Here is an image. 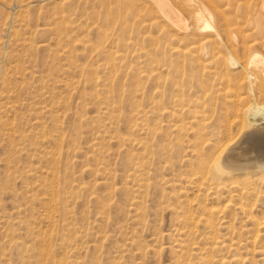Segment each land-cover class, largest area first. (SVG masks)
Masks as SVG:
<instances>
[{"label": "rangeland", "instance_id": "374dc122", "mask_svg": "<svg viewBox=\"0 0 264 264\" xmlns=\"http://www.w3.org/2000/svg\"><path fill=\"white\" fill-rule=\"evenodd\" d=\"M211 1L223 9L227 28L241 27L233 0ZM252 1L250 15L264 26V0ZM177 32L144 0H0V264H203L226 255L224 248L213 258L212 246L224 239L227 246L243 217L228 215V224L224 219L214 228L192 224L216 205L192 176L190 147L201 125L208 126L206 137L212 132L222 140L229 127L236 139L235 121L226 117L237 99L249 106L253 97L227 82L224 89L220 80H201L193 65L178 77L176 67L169 69L178 61L171 52ZM153 50L166 53L163 80L155 84L147 74L161 57ZM258 51L264 55V48ZM260 204L256 218L264 212ZM184 242L188 251L180 252ZM199 246L208 259L201 261Z\"/></svg>", "mask_w": 264, "mask_h": 264}, {"label": "bare ground", "instance_id": "6f19581e", "mask_svg": "<svg viewBox=\"0 0 264 264\" xmlns=\"http://www.w3.org/2000/svg\"><path fill=\"white\" fill-rule=\"evenodd\" d=\"M144 1H147V3L150 2V4H152L154 6V8H156V12L160 14V19L163 20V22L166 24V28L171 29V30L176 29L178 31H182V32H177L174 35L176 42H175V46L173 48H171L172 58H173V55H174V57H176V55H177L178 61L176 62L175 66H172V67L169 66L170 67L169 69L176 67L175 73L176 72L179 73L178 77H180L182 79V76L185 74L184 68L187 67L188 65H190V67L193 65L196 68V72L199 75L201 80H205V78L212 79V81H219L220 80L224 89L227 88V85L225 84V82H227V83H229V87L232 90H235L238 93H240L241 91H245L246 95L253 97L252 104H250L249 106H244L243 103L241 102V100L237 99V101L235 102V105L233 106V110H232L231 115H228L226 117L228 120L233 119V121H235V123H234L235 127H237V131L239 132L238 137L236 139L234 136H230L229 127L224 128V132H225L224 137L222 138V140H220V139L218 140L217 134L212 133V132H210L208 137H206L205 134H206V131L208 132V126L207 127L202 126V125L199 126V131L195 135V136H197L196 138L199 140L198 141L196 140L193 143V146L190 145L191 146L190 148H192L190 151L192 152L191 154H193V157H194L193 158L192 155L190 154L191 155L190 159H191V157L194 159V160L192 159L193 160L192 164L190 163L192 165V168H191L192 169V176L196 177L195 180L199 181V184H200L199 186L201 187L200 190H203V192L206 193V195L204 194V197L206 199H209V202L211 204L212 203L215 204L216 207H211V208L209 207V209L204 214V215H206V217L203 218L202 216H199V219H197V222H194L193 219H191L190 221L195 226L200 224V223L201 224L203 223V226H205L206 228L207 227L212 228V225L214 228V226H216V225L217 226L223 225V224L225 225L224 219L226 220V222L228 224L230 222V221L228 222V219H229L228 217L230 215L243 217L239 221L241 225L237 221L238 224L241 226V227L239 226L240 227V230H238L239 234L236 235V233H235V236L233 238L231 236L232 239L230 238L231 240L229 241L227 246H226V244H224V241H226L225 239L222 242H216V243L212 242V244L213 243L215 244L212 246L213 247L212 249L216 248L215 249L216 252H214L213 258L215 256V254L218 255V253L222 252V250H224V248L226 249V255L223 253L224 255H221V257L218 256L219 259H217V260L215 259L216 261H213V262L212 261L210 262L208 260L204 261L205 259H208L210 254L208 255V257H206V252L204 251L206 249L203 250V248H200V246L198 249H196L194 247L195 251L201 252L203 250L205 252V257H203V260L201 259V261H204L203 264H212V263L213 264H257V263L258 264H264V212L261 214L260 218H256V217L252 216V211L255 208V206L258 204V202L261 203L260 204L261 207H262V205L264 206V102L263 103L260 102V100H262L264 97V55L258 51V48H260V47L264 48V41L260 45L258 44V40L260 38L264 39V26L257 27V23H255L254 19L251 16L252 13L250 15V12H253V11H250V9L253 8L254 2L252 0H245L242 3V5L240 6L237 4V2L239 0H233V2L231 3V5H233V12L236 13L239 10H241L242 11V17H243L244 21L242 22L240 28L229 29V28H227V27H229L228 26V19L226 18V15H225L223 9H220L219 5L217 3H213L211 0L207 1V5L209 7L205 5V3H204L205 0L200 1V2H198V0L196 2V0H195V2L193 1V3H188L189 1L187 0L186 3H188V4L184 3L183 2L184 0L183 1L181 0V2H179L178 0H144ZM251 1L253 2V4L250 3ZM257 1L258 0H256V2ZM182 2L184 5L182 4ZM190 2H192V1L190 0ZM225 2H227V0H225ZM263 2L264 1H261V3H260L261 6H263L262 9H264V3ZM228 6H230V5L228 4ZM254 6H255V4H254ZM231 8H232V6H230L229 9H231ZM259 10H260V8H259ZM246 13H248L247 16L249 18H245ZM150 19H152V18H150ZM153 19L156 20V22L159 20V18H157V17H154ZM159 21L157 22V25L160 28L162 27V29L163 28L165 29L164 26H160ZM229 22H230V20H229ZM256 22H257V20H256ZM208 27L210 30L208 29ZM204 28L205 29L207 28L208 30H204ZM211 28H212V30H211ZM170 34H169V36H171ZM167 36H168V34H167ZM132 40H133V38H132ZM79 43H82V42L79 41ZM81 45H83V44H81ZM84 45H83V47H84ZM153 51H155V50H153ZM113 54L109 53V56L111 57L110 59L112 60V62L114 60ZM156 54H157V52H156ZM165 54L166 53H162V52L160 54H157L161 57V59L159 58L160 59L159 61L156 59H152V63L155 62L156 65L152 66L153 65L152 64L150 66L151 69L149 68L150 72L148 71L147 75L150 77V79L153 80L152 83L154 82V84L156 83V81H162L163 80L161 72H162V68L165 67L166 64L163 63L162 58L165 57L164 56ZM146 57H147V55H146ZM150 58H151V56H150ZM147 59H148V57H147ZM147 59H145V60H147ZM170 59H168V60H170ZM175 60H176V58H175ZM175 60H173V61H175ZM112 62H110L111 67L113 64ZM144 62H146V61H144ZM158 62L159 63L161 62L162 66ZM166 63H169V62L166 60ZM108 65H109V62H108ZM110 65H109V67H110ZM147 65H148V63H147ZM165 68H163V70ZM113 70H115V69H113ZM167 70H168V68H167ZM167 70H165V71H167ZM170 71H174V70H170ZM186 71H187V68H186ZM188 73L190 74V71ZM171 74L172 73L170 72L169 74H167V76L170 77V76L175 75L174 72H173L174 75L173 74L171 75ZM139 76H140V74H139ZM139 76H138V78H139ZM93 77H94V75H93ZM174 77H176V76H174ZM192 77H195V76H192ZM141 78H142V75H141ZM165 78H164V81L169 80V79H165ZM143 79H145V78H143ZM143 79L138 80V82H140L142 80V83L144 84L146 82V80H145V82H143L144 81ZM136 80H137V77H136ZM95 82L98 83V78H95ZM107 82H109L108 79H107ZM192 82H193V80H192ZM185 83H186V81H185ZM190 83H191V81H190ZM194 83H195V81H194ZM199 83H200V81H199ZM99 84H101V81ZM154 84H152L153 87H155ZM162 84L165 85L164 82H162ZM171 84H173V83H171ZM183 84H184V82H183ZM206 84H209V82ZM107 85H109V84H107ZM156 85L157 86L159 85L161 87L160 84H156ZM197 85L198 84H196L195 86H197ZM202 85L203 84H200L201 88H203ZM211 85H213V84H211ZM218 85H216V86H218ZM184 86H187V85L185 84ZM216 86H215V89L217 88ZM133 87H136V86L133 85ZM164 87H163V89H164ZM197 87L199 88V85ZM171 88L172 87H170L169 90H171ZM189 88H192V86L189 87V85H188L187 89L189 90ZM183 89H185V88H183ZM183 89H182V91H183ZM195 89H196V87H195ZM199 89L198 90L196 89L197 92L200 91ZM152 90L153 89H151V91ZM155 90L156 89H154V91ZM192 90H193V88H192ZM192 90H190V91H192ZM213 90H214V87H213L212 91ZM217 90H218V88H217ZM217 90H216V93H217ZM151 91L149 90V94H148L150 97L152 96V94L150 95ZM158 91H159V89H158ZM204 91H206V90H204ZM207 91H209V90H207ZM221 92H222V90H221ZM136 93L137 92H135L134 94H136ZM170 93L172 94L173 92L171 91ZM198 93H203V92L201 91ZM158 94H159V92H158ZM164 94H163V96H164ZM188 94H190V92H188ZM195 94H196V92H195ZM184 95H186V94H184ZM150 97H149V99H150ZM190 99H191V97H190ZM194 99H196V98H194ZM191 100H190V102H191ZM195 101L197 102L198 100L196 99ZM200 104H202V103H200ZM200 104H198V106ZM204 106H205V102H204ZM204 106L202 105V107H204ZM182 107L180 106L179 108H182ZM172 108H173V106H172ZM195 108L196 107L194 106V109ZM158 109L159 108H157V110ZM194 109L192 108L191 111L193 112ZM197 109H198V107H197ZM199 110H200V108H199ZM199 110H197V111H199ZM182 111H181V113H182ZM184 111H185V109H184ZM202 111H205V110H201V113H202ZM151 112L155 113L153 111H151ZM175 112H177V111L175 110ZM196 112H195V114H196ZM199 114H200V111H199ZM171 115L172 114H170V113L168 114V116H171ZM197 115H198V113H197ZM173 116H175V115H173ZM173 116H171V118ZM203 116H205V114ZM199 118L204 119L201 117H199ZM143 119L137 117V121L140 120L141 123H142L141 120H143ZM179 120H180V118H179ZM176 121H177V119H176ZM144 122H145V120H144ZM137 125L141 126V129H143L144 125H142V124H137ZM144 131L147 132L146 134H149L147 129H144ZM214 142H216L214 144L216 149L212 153L209 152L208 153L209 155H208L207 150L208 151L210 150L209 148L211 146H213ZM180 162H182V161H180ZM188 163L189 162H187V164ZM139 164H140V162L138 163V168L140 166ZM184 164H186V162H184ZM135 165H137V164H135ZM141 166H143V165L141 164ZM186 166H188V165H185V167ZM138 168H137V170H138ZM177 168H178V172H179V170L183 167H181V168L177 167ZM141 172L142 171L137 172V173H141ZM254 177H257V179L255 180ZM187 178H191V175ZM140 180H142V179H140ZM190 180H193V179H190ZM142 182H143V180H142ZM189 183L192 184L191 182H189ZM181 184H182V182H181ZM191 186L192 185H190V187ZM194 186H196V185H194ZM259 186L263 187L262 189L259 188L262 191H260L259 189L257 190V188ZM200 192H199V195H200ZM203 192H201V194ZM199 195H197V196H199ZM196 201H197V199H196ZM211 204H210V206L213 205V204L212 205ZM181 205H182V203H181ZM208 206H209V204H208ZM203 207H204V205L202 204L201 209L205 211V208L203 209ZM196 208L199 210L200 206H199V208H198V206ZM180 209H181V207H180ZM191 210H193V208ZM193 214H194L193 215V218H194V216H196V214L195 213H193ZM184 216H186V214H184ZM200 217H202V218L200 219ZM196 218H198V216H196ZM226 218H228V219H226ZM185 219H186V217H185ZM233 220H234V222L236 221V219H233ZM234 224L236 225L237 223H234ZM238 224H237V226H238ZM206 228H205V230H206ZM209 229H208V231L211 230V229L210 230ZM212 231H210V233ZM247 231H248V233H245ZM214 233H215V231H214ZM214 233L212 232V234H214ZM209 234H208V236L212 235V234H210V235ZM227 234H229V233H227ZM233 234L234 233L232 232L230 235H233ZM217 235H219L218 232H217ZM204 236L207 237V235H205V234H204ZM244 236H246V237H244ZM206 237H205V239H206ZM214 237H216V236H213V238ZM219 237H221V236H219ZM217 238L215 239V241L218 240ZM199 239H201V238H199ZM209 239H212V237ZM208 240L206 239L205 241H208ZM190 241H192V240H190ZM203 241H204V239H203ZM205 241H204V243H205ZM212 241H214V240H212ZM185 244L186 243L184 242L180 246H178V248H180V250H181L180 252H187L188 251L187 246L189 244H187V245H185ZM191 244L192 243H190V245ZM207 247H209V246H207ZM207 249H209V248H207ZM211 250H210V252H211ZM193 251H194V249H193ZM203 251H202V253H203ZM188 254H186V255L189 257V255H191L192 253L189 255ZM211 254H212V252H211ZM255 254H257L256 255V257L258 258L257 261H254V259L252 257ZM175 258H180V256L179 257L175 256ZM179 260H181V259H179ZM177 262L180 263L182 261H177ZM177 262L175 264H178ZM185 264H187V262H185Z\"/></svg>", "mask_w": 264, "mask_h": 264}]
</instances>
